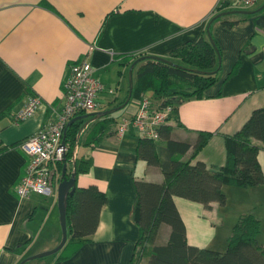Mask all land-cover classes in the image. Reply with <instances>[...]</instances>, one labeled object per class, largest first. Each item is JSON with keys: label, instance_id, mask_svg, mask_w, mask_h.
Returning <instances> with one entry per match:
<instances>
[{"label": "crops", "instance_id": "1", "mask_svg": "<svg viewBox=\"0 0 264 264\" xmlns=\"http://www.w3.org/2000/svg\"><path fill=\"white\" fill-rule=\"evenodd\" d=\"M220 0H0V264H18L23 258L56 246L62 238L58 193L31 192L21 196L17 183L25 172L28 154L19 143L33 135L61 111L64 81L72 62L87 59L94 74L115 92L98 95L99 108L121 100L129 89V67L123 53L167 56L187 41L197 40L219 13ZM264 0L245 6L228 4L235 12L210 23L221 49L220 79L203 97L185 99L170 120L172 137L195 142L200 130L213 134L197 158L212 169L227 156L226 134H233L252 111L264 106ZM250 10L247 13L239 10ZM226 20V21H225ZM233 21L231 25L226 22ZM241 59L237 72L228 76ZM32 96L41 98L34 113L17 115ZM139 98L113 112L118 122L135 113ZM81 111L77 155H89L93 164L77 175L80 186L97 184L106 191L99 225L91 239L68 257L61 250L30 264H135L140 227L133 218L135 179L163 181L160 165L138 156L134 129L113 131L94 145L83 144L91 119ZM75 119V120H76ZM86 124V128L84 125ZM78 134V132H77ZM18 143V144H16ZM81 146L83 149L81 150ZM192 149L184 155L188 158ZM197 158L193 159L195 161ZM264 169V148L259 150ZM54 175V180L58 177ZM226 201L210 205L175 196L190 244L223 251L239 216L252 212L261 218L257 235L264 245V183L222 186ZM172 227L163 222L154 244L168 241ZM68 240V239H67ZM67 242V241H66ZM67 252V251H66ZM28 262V261H27ZM141 258L136 264H147ZM26 264V263H25Z\"/></svg>", "mask_w": 264, "mask_h": 264}, {"label": "trees", "instance_id": "2", "mask_svg": "<svg viewBox=\"0 0 264 264\" xmlns=\"http://www.w3.org/2000/svg\"><path fill=\"white\" fill-rule=\"evenodd\" d=\"M229 3L226 1L220 5L219 11L229 9ZM220 18L222 15L214 19ZM232 22L226 23L231 25ZM171 55L182 60L172 58L177 63L172 64L150 57L145 51L123 53L122 57L126 58L124 63L127 65L136 61L131 99L147 95L157 107L170 104L173 117L178 119L179 105L187 98L205 96L206 90L220 79L222 64L209 37L208 28L197 40L187 41L172 49L167 57ZM240 63L241 59H237L227 77L237 72ZM127 96L128 92L121 100L111 101L107 108L122 103ZM91 113L86 114L92 120L82 140L86 145L99 142L113 131L118 122L115 113L98 118H95V112ZM83 121L76 119L68 125L66 140L70 142L69 150L57 162L60 180L65 164L67 177L75 169L77 175L87 172L93 164L89 155L81 154L73 158L75 145L79 144L77 132ZM169 122L160 128L159 139L138 134V156L150 164L160 165L164 179L160 182L135 179L137 199L133 218L140 227L135 264L141 258H147V264H264V245L257 238L261 226L259 216L252 212L242 213L228 238L227 248L220 251L188 242L186 225L175 202V196L179 195L205 205H210L213 200L224 203L227 197L223 184L254 186L264 183V169L258 158L259 150L264 148V106L255 108L235 133L226 134V161L217 169L210 168L205 161L197 158L213 131L200 130L192 143L173 138V125ZM5 148L0 141V152ZM189 149H192L191 155L184 158ZM106 201V191L97 184L80 186L76 180L75 190L68 196V240L61 250V258L72 255L81 244L91 239ZM163 222L172 227L170 237L164 244H154Z\"/></svg>", "mask_w": 264, "mask_h": 264}, {"label": "built area", "instance_id": "3", "mask_svg": "<svg viewBox=\"0 0 264 264\" xmlns=\"http://www.w3.org/2000/svg\"><path fill=\"white\" fill-rule=\"evenodd\" d=\"M226 1H236L245 6L257 2V0H220L219 6ZM64 87L65 101L58 115L49 119L39 131L19 143L29 156L25 172L17 183V191L21 196H28L31 192L50 195L57 190L60 178L56 176L58 178L54 180V175L59 173L57 162L61 161L69 150L70 142L66 140V133L70 120L81 111L98 110V95L101 92L116 91V88L107 86L94 74V67L87 59L71 63ZM40 104L41 98L32 96L17 114L18 118L34 113ZM172 113V105L157 107L146 95L139 100L138 109L133 115L123 117L118 122L117 131L119 134H124L134 129L138 134L159 139L160 128L173 118ZM84 127L86 128V124ZM80 132L79 129L78 136ZM77 147L78 144L75 145L73 157L77 155Z\"/></svg>", "mask_w": 264, "mask_h": 264}, {"label": "water", "instance_id": "4", "mask_svg": "<svg viewBox=\"0 0 264 264\" xmlns=\"http://www.w3.org/2000/svg\"><path fill=\"white\" fill-rule=\"evenodd\" d=\"M263 6H264V2L262 4V7ZM235 11H237V10H234V9L223 10V11L219 12L217 15H215V17L221 16V15H224V14H229V13H232V12H235ZM239 11H243L244 13H247L250 10L242 9V10H239ZM215 17H213L212 20H214ZM210 23H209V27H208V34H209V37L211 39V42L215 46V49H216V51L218 53V56H219V62L221 64V60H222L221 52H220V49H219V47L217 45V42L215 41V39H214V37H213V35H212L211 31H210ZM149 56L153 57V58H156V59H159V60H163L165 62H169V63H172V64H177L176 62L168 59L165 56L151 55V54H149ZM135 64H136V61H134L131 64L130 68H129V91H128V96L126 97L125 101H123L122 103H120L118 105H115L113 107H109V108H105V109H100V110L94 111L96 113L95 114V118H98V117H101V116H104V115H107V114H111V113H113V112L125 107L129 103V101H130V99L132 97L133 88H134V66H135ZM195 70H198V69H195ZM205 71L206 70H203L202 72H205ZM94 112H92V113H94ZM84 116H86V115H84ZM75 119H76V117H73L70 120V123L72 121H74ZM75 157L76 156H74L73 158H75ZM65 170H66V164L64 165V168H63V171H62V178H61V180H60V182L58 184V187H57L58 207H59L60 222H61V227H62V238H61V241L53 248L46 249V250H43L41 252H38V253L32 254V255H30L28 257L23 258L18 264H25L27 261H29L31 259L47 256L49 254H53V253L57 252L58 250H60L64 246V244L66 243V241L68 239V225H67V216H66L68 196L70 194H72L74 192V190H75L76 180H77V171L75 169L73 171L72 175L70 177H67L65 175Z\"/></svg>", "mask_w": 264, "mask_h": 264}, {"label": "rangeland", "instance_id": "5", "mask_svg": "<svg viewBox=\"0 0 264 264\" xmlns=\"http://www.w3.org/2000/svg\"><path fill=\"white\" fill-rule=\"evenodd\" d=\"M168 56V55H167ZM167 56H165V57H167ZM167 58H169V59H171L172 60V58H175V60H182V59H178V58H176V56H174V55H171V56H169V57H167ZM128 75H129V71H128ZM152 97V96H151ZM141 98H139V100H140ZM118 111V110H117ZM116 112V111H115ZM83 149V146H81V150ZM55 247V246H54ZM53 248V247H52ZM35 254V253H34ZM49 256H50V254H49ZM48 255H47V257H49ZM43 257H45V256H43ZM43 257H38V258H34V259H31V260H29L28 262H26V264H30V263H32L33 261H35L36 259H41V258H43Z\"/></svg>", "mask_w": 264, "mask_h": 264}, {"label": "clouds", "instance_id": "6", "mask_svg": "<svg viewBox=\"0 0 264 264\" xmlns=\"http://www.w3.org/2000/svg\"><path fill=\"white\" fill-rule=\"evenodd\" d=\"M97 111V110H96Z\"/></svg>", "mask_w": 264, "mask_h": 264}]
</instances>
